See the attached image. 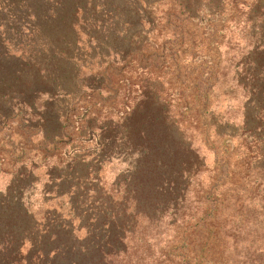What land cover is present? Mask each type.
I'll return each instance as SVG.
<instances>
[{
  "label": "trees",
  "instance_id": "trees-1",
  "mask_svg": "<svg viewBox=\"0 0 264 264\" xmlns=\"http://www.w3.org/2000/svg\"><path fill=\"white\" fill-rule=\"evenodd\" d=\"M3 165L0 264H264V0H0Z\"/></svg>",
  "mask_w": 264,
  "mask_h": 264
},
{
  "label": "rangeland",
  "instance_id": "rangeland-1",
  "mask_svg": "<svg viewBox=\"0 0 264 264\" xmlns=\"http://www.w3.org/2000/svg\"><path fill=\"white\" fill-rule=\"evenodd\" d=\"M219 110V109H218ZM204 152V157H205V161H206V166H211L212 163V159H213V154L212 152H206L205 150H203ZM32 160H30L29 162H34L37 164V166L39 167V165H41V161L40 159L33 157L30 158ZM28 162V160L26 161ZM124 169L125 166L117 161L114 160H109L106 161V163L103 166V169L101 170V177L103 178L104 182H109L110 179L119 171V169ZM6 171V166H0V193L1 191H3L4 186H5V182L7 180V173L5 174ZM206 173V172H205ZM205 176V175H203ZM33 203V206L30 207V209H32V212H34V214L36 216H41L47 209V207L52 206V203L49 204H42L37 197H34L33 200L31 201ZM158 241H152L151 240V244H152V248L150 250L147 251L146 257L144 258V260L142 261H138V264H163V260L161 257V252H160V248L161 245L156 246ZM165 244V243H164ZM229 263H232L235 260V254L234 252H230L229 254H226V256L224 257Z\"/></svg>",
  "mask_w": 264,
  "mask_h": 264
}]
</instances>
